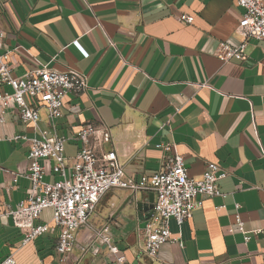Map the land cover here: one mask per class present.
I'll use <instances>...</instances> for the list:
<instances>
[{
    "label": "crops",
    "instance_id": "0c3cea01",
    "mask_svg": "<svg viewBox=\"0 0 264 264\" xmlns=\"http://www.w3.org/2000/svg\"><path fill=\"white\" fill-rule=\"evenodd\" d=\"M244 12L234 0H0V52L11 49L12 75L37 64L59 71L73 68L87 77L86 89L63 98L55 132L64 138L65 156L80 147L75 133L85 123L107 125L124 166L125 180L139 183L163 165L173 143L187 173L198 177L208 162L226 172L220 195L199 197L200 207L180 226L169 228L180 242H165L156 258L140 252L136 201L150 191L115 188L99 200L91 221L108 223L127 264H264V40L249 38L245 60L216 55L221 41L237 45L235 28ZM193 16L184 23L179 15ZM76 41V42H75ZM12 91L0 85V91ZM0 123V258L13 253L17 264H115L104 246L79 228L76 241L94 245L77 261V246L59 263L58 229L45 209L35 224L50 230L27 244L23 231L4 212L26 197L30 181V123L9 107ZM39 127L51 135L45 110ZM45 165L44 179L59 178ZM237 205L238 207H236ZM236 215L243 230L236 225ZM245 235L249 236L246 241ZM98 247L97 252H93Z\"/></svg>",
    "mask_w": 264,
    "mask_h": 264
},
{
    "label": "built area",
    "instance_id": "2783aa9c",
    "mask_svg": "<svg viewBox=\"0 0 264 264\" xmlns=\"http://www.w3.org/2000/svg\"><path fill=\"white\" fill-rule=\"evenodd\" d=\"M234 1L244 9L235 28L242 40L237 45L224 41L218 44L216 55L223 60H245L247 39L264 40V0ZM178 19L192 23L194 18L181 14ZM4 37L5 32L0 29V42ZM10 52L11 49L0 52V85L12 88V91H0V123L4 121L7 108L14 107L20 121L30 123L34 130L31 137L24 134L13 137L28 141L27 158L30 163L25 176L30 181V188L15 208H7L4 212L12 219L13 225L23 231L22 243L27 244L50 230L48 223L35 224L42 211L50 209L51 223L58 229L55 250L59 263H66L75 246L79 249L76 258L79 261L94 245H81L76 241V231L86 228L92 231L93 242L99 247L104 246L114 256L115 264H127L113 240L109 224L95 226L91 221L100 198L115 188L129 189L133 194L138 190L154 193L153 212L138 244L140 252L156 258L163 243L180 242V237L172 236L170 220L174 219L180 226L201 206L199 197L220 195L218 181L226 176V172L217 163L208 162L200 176L190 177L184 157L175 151L173 143L167 142L157 145L166 152L162 167L153 176H144L139 183L128 182L115 150H107L103 146L112 143L110 128L93 123L83 124L75 133L80 147L69 163L65 156L64 138L55 132V120L61 115L63 98L70 92L79 94L86 89V75L73 68L59 71L33 58L37 66L14 77L9 64ZM41 108L53 129L51 135L39 127ZM41 161H49L51 172L59 178L53 182L46 181L45 165ZM236 225L243 230L239 215H236ZM244 239L247 241L249 236L245 235ZM0 264L17 263L11 253L0 258Z\"/></svg>",
    "mask_w": 264,
    "mask_h": 264
},
{
    "label": "water",
    "instance_id": "95a60500",
    "mask_svg": "<svg viewBox=\"0 0 264 264\" xmlns=\"http://www.w3.org/2000/svg\"><path fill=\"white\" fill-rule=\"evenodd\" d=\"M154 193L148 192L146 197L136 201L137 220L140 228H145L153 212Z\"/></svg>",
    "mask_w": 264,
    "mask_h": 264
}]
</instances>
